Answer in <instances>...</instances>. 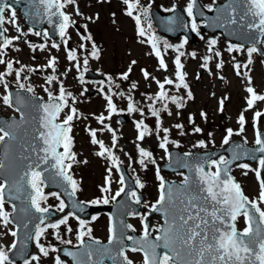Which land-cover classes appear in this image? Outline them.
<instances>
[{
    "label": "rangeland",
    "instance_id": "obj_1",
    "mask_svg": "<svg viewBox=\"0 0 264 264\" xmlns=\"http://www.w3.org/2000/svg\"><path fill=\"white\" fill-rule=\"evenodd\" d=\"M218 1L221 0H216V2ZM188 2L189 0H139L140 5L148 9L146 18L150 19L152 29L150 31L156 35L159 45L162 47L161 54L167 65L166 70L160 68L159 61L152 52L151 44L147 42L148 37L138 35L134 19L126 14L123 0H75L74 4H66L63 11L74 21V24L67 29L66 37L60 36L54 39L45 36L43 30L32 29L29 31V28L21 22V16L18 14H16V22L20 31H17L16 25L10 24L8 26L9 34L18 35L19 41L17 43L18 51L5 52L3 57L6 61H12L14 69L5 76L6 83L18 87L22 83L26 88L31 87L32 93L43 98L48 97L45 89L52 91L54 95H59V88L62 83L65 91L71 92L72 96L75 97V103L69 98V106L75 107L79 114V118L71 122L72 151L76 153L77 163L73 164L70 173L79 184V189L76 192L78 198L87 202L101 198L103 195H114L121 187V175L117 170L119 164L125 166L135 182L138 178L145 185L143 189L137 188L144 196L140 214L128 218L129 223L133 225L137 233L143 231L141 217L146 215L148 210L145 204L151 205L158 198L160 182L156 175L157 168L161 162L167 159L164 149L159 146L164 136L162 129L167 128L169 130V141L177 142L176 144L169 143L167 145L168 151L175 148L183 153L223 147L225 145L223 140L229 128L234 133L230 139L240 138L247 144L253 145L257 130L264 129V115L254 119L256 112L264 113V101H257L253 108L248 109L247 99L250 94L246 91L250 76L251 86L256 93L264 95V58L256 52L253 53L251 64L245 68L244 65L249 59L246 47L240 51L229 53L227 51L229 44H240L228 41L220 34L210 35L202 32L200 28L203 21L201 20H196L199 25V35H197L191 30L193 18L189 17L185 11ZM200 2L207 10L206 6L213 4V0H200ZM75 4L80 8V14L75 12ZM151 6H157L162 11L180 7L189 18V27L195 34V41L189 43L183 36L171 39L161 35L150 17ZM147 26L149 27V25ZM35 32H40L41 35L37 36ZM89 35L91 36L90 40L81 39V37ZM66 39L67 44H65ZM211 39L217 40V44L212 51H209L208 41ZM164 41L171 45L183 43V47L179 51L185 53L181 57V63L184 65L183 71L187 74L185 82L189 87L188 89L183 87L177 89L174 84L165 86L169 95H176L183 99L184 106L177 108L175 104L167 102L168 111L160 112V130L158 131L157 118L151 115L148 108L149 104L152 103L148 97H155L159 91L157 80L163 82L164 78L168 77L176 81L174 60L177 50L174 48L165 50L163 48ZM54 43L59 47H52ZM41 44L45 45L43 49L39 48ZM81 44L84 45L83 48L80 47ZM93 44L98 51L97 58L92 56ZM30 45L35 47H30ZM262 46L264 47V37ZM69 50H75L77 57L75 61L68 60ZM217 51L221 53L220 56L215 55ZM192 53H195L194 57L191 55ZM53 57L56 60L55 71L44 67ZM204 57H210L207 61V68L202 67V64L205 63ZM85 58L88 60L86 68L98 73L101 78L92 80L84 77L85 66L83 61ZM133 60L136 61V64L132 66L128 79H122V73L128 70ZM221 62L222 67L218 69L216 65ZM235 64L241 65L240 75H237ZM77 65H79V70ZM21 67H23L21 74L24 77L20 78L18 83L15 70ZM29 69L33 70L30 71ZM141 69L150 73L149 79H145ZM6 71V64H0V72ZM81 72H83V81L80 78ZM245 72H247V76L244 75ZM51 75H55L57 80L49 84L47 77ZM108 77L112 78L111 83ZM133 83L136 85L134 89L132 88ZM90 88L94 92L87 94L86 91ZM188 90L192 92V99L187 98ZM6 94L7 91L3 84H0V115H16L14 107H9L2 101L3 95ZM106 96L112 97V102L117 109L110 117ZM129 97L135 106L143 111V115L140 111L128 112ZM221 100H223L222 110ZM154 106L162 108L163 104L157 101ZM68 113L69 108L66 107L60 113L59 120H63ZM201 113L204 115L202 116ZM241 113L245 117L244 131L236 135L235 133L239 132L240 129L238 118ZM119 114L126 116L125 122L119 121ZM101 115L106 117L102 123L97 120V117ZM141 120L148 128V132L142 141L137 139L138 130L136 127V123ZM177 124L182 125V128L175 127ZM105 125L110 127L112 131H109ZM197 127L201 129L200 132L194 131ZM89 129L95 130L97 139L103 141L104 145L111 149L112 154L117 158L116 165H113L107 154L103 157L96 155L100 151V147L98 144H92ZM113 133L116 136L115 147H113ZM199 141H203L204 146H198ZM137 145L152 154L150 158L145 159L146 167L139 163L142 157ZM220 156L216 159L218 160ZM151 160H154L155 163H152ZM241 163L248 164L250 169H257V161L255 163L238 162L231 167L232 175L240 184L244 194L249 199L255 200L259 195L260 182L255 171L237 167ZM109 169H111L110 175ZM159 172L163 178L174 180L183 178L182 172L165 173L160 169ZM106 177L111 181L110 193L100 191L105 186ZM261 179H264V170L261 171ZM44 192L47 194L56 191L47 190L44 187ZM58 204L59 200L49 195L42 206L55 207L57 210ZM260 207L264 209V204H261ZM10 209L11 205L5 203V210L9 212ZM68 213L64 209L60 216L45 224L56 223ZM93 216H96L97 219L92 220ZM79 220L72 216L69 217L66 228L61 225L59 229H47L39 243L46 248L51 246L56 249L64 245L77 246L76 236L80 230ZM85 221L87 227L92 229L91 235L94 239L106 240L108 238L109 217L107 213L92 214ZM160 222L159 216H153L150 227L155 229L157 225H160ZM236 225L239 230H243L246 226L243 216L237 219ZM68 227H71V232L67 230ZM11 231H14L13 223L5 226L0 222V245L4 246L5 250L14 241V237L10 234ZM57 233L60 239L56 238ZM155 233V231L152 232V234ZM34 236L35 231L32 238V250L27 259H30L32 255H37L39 256L38 264H55V257L59 255L65 264H70L65 257L60 255L59 251H50L47 257L43 256L36 246ZM61 240H71L72 243L64 244L61 243ZM126 255L133 261V264H143L142 253L129 250ZM18 264H23V261ZM31 264H37V262L32 261Z\"/></svg>",
    "mask_w": 264,
    "mask_h": 264
},
{
    "label": "snow or ice",
    "instance_id": "obj_2",
    "mask_svg": "<svg viewBox=\"0 0 264 264\" xmlns=\"http://www.w3.org/2000/svg\"><path fill=\"white\" fill-rule=\"evenodd\" d=\"M39 2L45 6V14L49 17L48 22L52 23L51 17L59 16L60 21L58 23L59 35L66 37L67 29L74 24L62 9L66 4H74L75 0H39ZM127 6L126 14L135 20L137 33L139 36L144 37L148 35L145 28L141 23V14L145 17L148 15V9L140 5L139 0H123ZM216 0H213V4L207 5L209 11H215L213 7ZM196 0H189L185 11L189 17H192L191 30L199 35V25L196 22L194 15V6ZM234 4L236 6H234ZM243 8V14L239 15V21L245 22L248 29H255L262 36H264V0H233L229 4L224 5V9L229 12V18L226 23L236 24L237 23V7ZM11 5L6 3L5 0H0V64H6L7 71L0 72V84H3L5 90L8 89V84L5 81V76L10 74L13 69L12 61H6L3 59L5 52L4 49L12 45L13 40L19 39V37L8 38L4 36L7 29L4 28L6 18L4 16L5 10L10 9ZM171 11V9H169ZM79 14V12H77ZM8 23L16 25L17 31H20L19 26L16 22L15 10L10 11V15L7 19ZM221 27L223 25H220ZM86 28V26H85ZM149 28L151 25L149 24ZM32 31V29H29ZM35 35H41L40 32H35ZM48 35L47 32L44 33ZM84 40H90L91 36L81 37ZM143 42V41H142ZM147 42L151 44L152 52L159 61L161 69H167V65L161 54V48L158 46V38L155 35L148 36ZM67 44V40H65ZM217 44V40L211 39L208 41L209 51H212L214 46ZM30 47H35L30 45ZM45 45H39L40 49H43ZM52 47L58 48L59 45L53 44ZM84 47L83 44L80 45ZM183 47V43L180 45H171L166 41L163 42V48H174L177 50L174 63L176 66V81L165 77L163 82L156 81L159 91L155 94V97H148L152 101L148 108L153 117L157 118V130H160V112L168 111V103L171 102L176 105L177 108L184 106L183 99L176 95H169L165 86L175 85L177 89L183 87L188 89V84L185 82L186 73L183 71L184 65L181 63V57L185 54L179 51ZM242 45L229 44L227 51L229 53L233 51L242 50ZM258 49L255 46L247 48L248 62L244 65L245 68L251 64L252 54L257 52ZM193 57L195 53H192ZM216 56H220V52H215ZM92 56L98 57V51L96 50L95 44H93ZM69 61H75L77 59L75 50H69L67 54ZM210 57H204L205 63L202 67L207 68V61ZM55 58L49 59L47 65L44 67L51 68L55 71ZM83 64H88L87 58L84 59ZM136 64L133 60L128 67V70L122 73V79L127 80L129 73L132 71V66ZM216 67L219 69L222 67V62L218 63ZM234 67L237 69V75H240L241 65L235 64ZM79 70V65H77ZM32 71L33 69H29ZM23 67L15 70L17 81L19 83L21 72ZM145 79L150 78V73L146 70L141 69ZM247 76V72L244 73ZM81 81H83V72L80 75ZM155 79L154 77H151ZM223 79V77H221ZM57 80L55 75L47 77V83L51 84ZM111 83L112 78L108 77ZM103 83V82H101ZM20 88H24V84H19ZM136 87L133 83L132 88ZM28 92H32V88L28 87ZM48 93V102L41 103L39 110L41 115L39 116L38 127L34 129V135L32 137V144L28 147H24V151L29 152L28 156L23 157L26 163L24 164L23 170L18 175V178L12 180L10 183L6 178H0V222L5 226L12 223V213L5 210V203L10 202L13 199H20V193L25 192L24 198L29 201L30 207L35 210L36 213L41 214L39 219L40 223L35 227L36 246L39 248L40 253L47 257L49 252H58L59 249L49 246L44 247L39 243L40 238L44 235L47 229H59L61 225H67L69 217L75 215L74 212H69L63 216L56 223L45 224L44 215L49 212V207H43L42 203L45 202L48 196H54L59 200L57 211L63 212L66 204L63 199L60 198V193L52 192L45 193L44 187L47 186L48 181H55L59 178L67 186L71 188L70 196H75V193L79 189L78 182L70 174V170L74 163H77L76 153L72 151L73 139L71 136V122L79 118V114L75 107L69 106V98L75 103V97L72 96L71 92H66L63 84L61 83L59 88V95H54L52 91L45 89ZM246 91L250 94L247 99V108L251 109L254 107L257 101H264V95L257 94L254 88L251 86V77H248V87ZM121 95H123L121 93ZM187 98L192 99V92L188 90ZM107 106L109 110V117L117 109L112 102L111 96H106ZM2 101L5 105L13 107V100L11 94L3 95ZM159 101L162 102V108H156L154 105ZM16 103L20 104V98H16ZM221 110L223 107V100H221ZM69 108V113L64 117L63 120H59L60 113L65 109ZM16 111L20 112V122L0 123V144L5 145V157L7 156V145L10 141L17 139V129L21 127V123L25 121V114L19 107ZM140 111L143 115V111L138 109L129 97L128 112ZM169 115L171 113L169 112ZM203 116L204 113H201ZM264 113L256 112L254 119L260 117ZM106 119L103 115L97 117L101 123ZM191 119V118H190ZM240 125L239 132L236 135L241 134L244 131L245 117L243 113L238 118ZM109 131H112L110 127L105 125ZM138 130V140H143L145 134L148 132V128L144 125L143 120L136 123ZM177 128H182V125H175ZM91 136L92 144H98L100 151L96 153L98 156H105L112 161L113 165L117 164V158L112 154L111 149L107 148L103 141L97 139V133L95 130H88ZM164 136L160 142V148L164 149L165 153L168 154L167 145L169 143L176 144V141H169L168 129H162ZM195 132H200V128H196ZM231 128L227 129V135L224 137L223 143L228 144L231 136L233 135ZM116 136L113 133V147H115ZM255 144L258 147L255 152L264 153V137L257 132ZM177 146H179L177 144ZM198 146H204L203 141L198 142ZM23 147V146H22ZM139 148L142 159L139 163L146 167L145 159L151 157V153L143 148ZM62 149V151H61ZM190 153H185V156H189ZM240 155L235 154L233 159H239ZM86 162V161H85ZM155 163L154 160H151ZM232 161L224 156H220L219 159H211L205 164H197L194 166L193 175H183L180 186H170L160 175L159 168H157V179L159 180V196L154 203L151 205L145 204V207L149 209V213L152 212L162 214L164 220L163 224L157 225L155 229H152L147 223V215L141 217V224L143 226V232L141 237L136 238L128 235L126 239L132 241L131 247L124 246L123 239L116 235V230L113 226V218L109 217L108 227V244L111 245L114 242L120 245L119 251L116 255L122 258V264H133V261L126 255L127 251L140 252L143 254V264H264V209L260 207L264 204V179H261V169H264V155L259 158V168L250 169V166L246 163L238 164L237 167L242 169L253 170L256 173V177L260 182V191L257 199L251 200L246 196L240 186L230 175L229 165ZM6 165L3 159H0V170L5 169ZM182 167H189L185 164ZM215 169L213 171L212 169ZM119 170V168H117ZM111 169H109V175ZM247 175V172H245ZM111 181L108 177L105 179V186L100 189L102 193H110ZM121 187L115 192L114 195H103L101 198L93 199L87 202H77L73 207L79 208L83 211V205L91 204H109L115 202L117 197H120L122 193H125L132 199V202L139 205L142 203L141 196L136 191L126 192L124 185V176L120 177ZM136 187L143 189L145 185L137 178ZM8 195V201L5 196ZM16 211L15 204L12 205V212ZM128 215H138L135 212H129ZM243 216L246 226L243 230H238L236 227V221L239 217ZM77 219H79L77 217ZM97 217L93 216L92 220H96ZM80 230L77 232V242L80 248H84L86 251L83 253L87 256V264H104V257L110 256L109 250L105 248L101 254L100 260L93 259V251L90 244H86L85 237L92 240L94 244L99 245L100 241L95 240L92 237V229L87 227L85 220H79ZM124 228L131 231H135L133 225L125 224ZM69 232L72 231L71 227L67 229ZM156 232L155 239H151L152 232ZM10 234L13 237L18 235L17 231H11ZM56 238L60 239L59 234H56ZM61 243L71 244V240H61ZM17 247V241H13L11 246L5 250L4 246L0 245V264H14V261L10 258L9 253L13 252ZM157 249H161L158 253ZM20 255H23V249L20 250ZM63 254L67 257L72 258L73 264H85V261L81 259L80 252H74L67 248L63 250ZM112 264H116V256H110ZM32 261L39 262V256L32 255L30 259L25 258L23 264H31ZM55 264H65V261L61 260L60 256L55 257Z\"/></svg>",
    "mask_w": 264,
    "mask_h": 264
},
{
    "label": "water",
    "instance_id": "obj_3",
    "mask_svg": "<svg viewBox=\"0 0 264 264\" xmlns=\"http://www.w3.org/2000/svg\"><path fill=\"white\" fill-rule=\"evenodd\" d=\"M233 2V0H222L215 4V11H207L205 10L196 0V4L194 6V15L196 19H203L205 23L202 26V31L213 34L215 32L220 33L224 38L236 41L241 43L243 46H255L258 49V52L264 56V50L261 47V39L262 35L256 31L255 29H248L246 27L245 22L241 23L239 21V15L243 14V8L237 7V23L236 24H228L226 23L229 18V12L227 9H224V5ZM12 7H19L21 13L25 18V23L31 27L36 29H41L45 27V31L49 36L58 37V23L60 21L59 16L51 17L52 23H49V17L45 14V6L42 5L39 0H16L11 2ZM234 6H236L234 4ZM152 16L156 27L161 33L166 34L169 37H177L179 34L185 35L189 41H193V34L188 29V18L182 12L180 8H175L171 12L162 13L158 9H152ZM220 25H223L222 27ZM86 76L96 78L97 75L91 72L90 70L86 71ZM91 93V91H88ZM9 94H11L13 105L15 108L19 107L21 111L25 114V121L21 123V127L17 129V139L14 141H10L7 145V156L5 157V145L0 144V159H3L5 162V169L0 170V177L6 178L11 183L12 180L18 178V175L24 168L23 157L28 156L29 152L24 151V147H28L32 144V137L34 135V129L38 127L39 116L41 112L39 110V105L41 103L48 102L40 97H35L30 94L26 89H9ZM19 97L21 103H16V98ZM19 112V111H18ZM122 120H125L123 116H121ZM8 122H20V112L18 117L9 116L5 118L4 116H0V123ZM262 137H264V132L262 130L259 131ZM23 146V147H22ZM258 145L248 146L243 141L239 139L231 140L224 148H216L211 150H206L203 152L192 151L189 156H185V154L180 153L176 149H172L169 151L168 161L162 164V169L165 171H176L183 170L185 175H193L194 176V166L197 164H205V168L207 170L206 162L210 159L216 158L218 155L225 153L227 155V159L231 162L230 166L236 161H254L256 158H260V156L264 155V153L255 152V149ZM235 154H239V159H233ZM189 165V167H182V165ZM260 167V166H259ZM262 170V169H261ZM231 175V173H230ZM232 176V175H231ZM125 179V191L128 192L131 188L134 187L131 179L124 173ZM167 182V181H166ZM170 186H180L181 183H177L175 181L167 182ZM46 188H55L59 191L62 197L65 199L67 203V209L74 212L77 216L81 218L88 217L94 211L106 210L109 212L110 216L113 218V226L116 230V235L123 239L124 246L131 247L133 242L127 240L125 237L127 234L134 236L136 238L141 237V235H136L133 231L124 228L123 225L128 224L126 221V217L129 212H139V205L133 203L130 198L122 193L121 197L117 199L110 206H102V205H83V211H80L79 208L73 207V205L77 202H82L77 200L76 195L70 196L71 188L67 186L64 182H62L59 178H56L55 181H48ZM20 199H13L10 203L16 206V211L10 217L12 221L16 225L15 231H17L18 235L15 237V241H17L16 249L9 253L10 258L19 262L26 258L28 253L31 250V237L32 233L37 224L40 223V215L36 213L34 209L30 207V203L28 200L24 198L26 195L25 192L19 194ZM6 201H8V195L5 196ZM156 212H152L149 214L147 219V223L150 217ZM160 214V213H158ZM44 215V222L50 220L51 218L58 216L59 212H56L52 209H49V212ZM162 224H163V216ZM151 239H155L151 237ZM86 244L91 245V249L94 253L93 259L100 260L101 254L105 248L109 250L110 256H116V264H122V258L116 255L119 251L120 245L118 243H113L111 245L108 244V240L99 245L94 244L92 240L85 239ZM67 248L74 252L81 253V259L85 261L87 264V256L83 253L86 251L84 248H80L79 246L76 248L72 247H62L60 249V253L63 254V250ZM23 249V255H20V250ZM161 249H157L159 253ZM65 256V255H64ZM110 256L104 257V264H112V260ZM68 260L73 264L72 258L67 257Z\"/></svg>",
    "mask_w": 264,
    "mask_h": 264
},
{
    "label": "flooded vegetation",
    "instance_id": "obj_4",
    "mask_svg": "<svg viewBox=\"0 0 264 264\" xmlns=\"http://www.w3.org/2000/svg\"><path fill=\"white\" fill-rule=\"evenodd\" d=\"M11 10H13V9L10 8V9H6V10H5L4 16H5V18H6V22H5L4 26H6V25L9 24V23L7 22V19H8V17H9V15H10V11H11ZM15 13H19L18 10H15ZM4 36H6V37H8V38H11V37H9V35H6V33L4 34ZM17 42H18V39L13 40L12 45L8 46L7 49H4V50H5L6 52H7V51H14V52H16V51H17V46H16V43H17Z\"/></svg>",
    "mask_w": 264,
    "mask_h": 264
}]
</instances>
